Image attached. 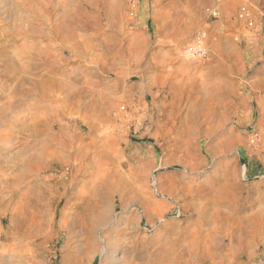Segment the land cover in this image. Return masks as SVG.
<instances>
[{"label":"rangeland","instance_id":"rangeland-1","mask_svg":"<svg viewBox=\"0 0 264 264\" xmlns=\"http://www.w3.org/2000/svg\"><path fill=\"white\" fill-rule=\"evenodd\" d=\"M74 4L58 59L36 71L50 72L54 100L63 62L67 168L20 171L0 208V263L120 264L128 245L147 248L135 264H189L179 245L194 240L206 249L196 264H264V0H53L37 24L54 31ZM43 180L65 183L38 198ZM40 199L52 208L42 232L4 214ZM91 207L107 214L94 231ZM104 237L119 240L114 261ZM90 241L97 255L76 263Z\"/></svg>","mask_w":264,"mask_h":264},{"label":"bare ground","instance_id":"bare-ground-1","mask_svg":"<svg viewBox=\"0 0 264 264\" xmlns=\"http://www.w3.org/2000/svg\"><path fill=\"white\" fill-rule=\"evenodd\" d=\"M8 2L11 3L9 7L0 8V208L4 206L6 208L9 203L12 205L10 198L17 195V191L15 190L16 183L18 184V188H20V171L41 174L47 172L53 166L60 170L67 168L68 157L65 155V132L62 126L66 110L63 62L59 61L58 82L53 83L55 84L56 92H58L54 100L51 97L52 94H50L53 91L49 76L50 72L46 71L39 75V72L36 71L38 67L47 65L48 61L52 59L53 54L58 59L59 51L65 43V38L62 34L68 30V28L66 30V24L78 22L76 13L80 8L77 5L75 6V4L73 6L74 9L71 11L66 8L60 22L56 24L54 31L50 32V30L47 31V29L45 30L40 27V24L38 25L37 22H48L46 17L53 0H0V5ZM61 3L64 2L60 1L56 4L59 6ZM92 9L94 10V8ZM74 31L70 32L71 39H75L78 36ZM52 36H58L61 40L59 48H57L58 46L56 47L58 51L55 52H50L52 51L50 50ZM56 124L60 126L54 131ZM7 169L10 170V173L4 175ZM99 170L100 172H98L105 178L107 170H105L106 172L102 169ZM78 174L77 172L76 175ZM106 178L108 180V177ZM51 183L49 180L38 182V198L44 197V194L48 191L47 186H52V188H55V191H59L64 187L65 182L60 180L55 181L52 185ZM42 184L47 186L43 188ZM4 189L12 191L11 197H2ZM101 195V199L108 203L107 206H110L112 194L102 192ZM50 209H52L50 203L40 199L34 203L33 201H22L21 204L17 203L12 209L5 210L4 214H18L23 219L29 216L34 220V229L42 232L43 229H49L51 226ZM105 211L104 207L103 209L91 207L86 210L87 216L93 219L91 223L89 222L88 230L94 231L103 225L102 223L104 219L106 220L107 215ZM72 215L76 216L77 213L72 211L70 216ZM62 219L65 222V217ZM63 226L64 228H68L67 222L63 223ZM1 234L0 230V237ZM116 238L104 237L101 245L102 251L108 250L111 252L108 254L109 260L110 258L114 259L111 254H114L119 243V240H116ZM178 242L176 241L175 247H177ZM93 245L90 241L86 244L84 251H78L77 256H74L75 262L83 261V263H89L97 255V252L93 250L94 247L92 248ZM199 245L197 246L194 240L188 243L186 247L179 245V256L186 257L189 264L203 261L206 257V249H202L204 250L202 251ZM146 249L138 251L133 246H125L124 255L119 260V263L135 264L139 259H147L141 257ZM174 252L173 250H169V255H167L168 253H164L163 258L169 257L170 260H175L177 255ZM9 263L2 262L0 264Z\"/></svg>","mask_w":264,"mask_h":264},{"label":"built area","instance_id":"built-area-1","mask_svg":"<svg viewBox=\"0 0 264 264\" xmlns=\"http://www.w3.org/2000/svg\"><path fill=\"white\" fill-rule=\"evenodd\" d=\"M240 12H241V13H240V17H242V16H243V13L245 12V11H244V8L241 9ZM210 14H211L213 17H217L218 14H219V11H218L217 7H215L214 9H212V10L210 11Z\"/></svg>","mask_w":264,"mask_h":264},{"label":"crops","instance_id":"crops-1","mask_svg":"<svg viewBox=\"0 0 264 264\" xmlns=\"http://www.w3.org/2000/svg\"><path fill=\"white\" fill-rule=\"evenodd\" d=\"M165 10V9H164ZM191 21H189L188 23H186L185 21H184V26H185V28H188L190 25H191ZM182 24V23H181ZM174 26H175V24H174ZM179 26H180V24H179Z\"/></svg>","mask_w":264,"mask_h":264}]
</instances>
